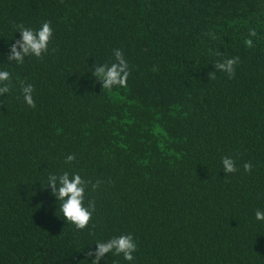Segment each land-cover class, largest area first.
Returning <instances> with one entry per match:
<instances>
[{
    "label": "trees",
    "instance_id": "obj_1",
    "mask_svg": "<svg viewBox=\"0 0 264 264\" xmlns=\"http://www.w3.org/2000/svg\"><path fill=\"white\" fill-rule=\"evenodd\" d=\"M46 21L48 52L9 61L16 25ZM116 49L130 75L105 90L92 72ZM236 56L234 78L214 68ZM0 70V264H91L124 234L135 259L100 264H264V0H0ZM64 171L99 182L83 230L44 188Z\"/></svg>",
    "mask_w": 264,
    "mask_h": 264
},
{
    "label": "clouds",
    "instance_id": "obj_2",
    "mask_svg": "<svg viewBox=\"0 0 264 264\" xmlns=\"http://www.w3.org/2000/svg\"><path fill=\"white\" fill-rule=\"evenodd\" d=\"M16 27L18 29L17 32L20 33V39L10 45L7 57L9 61L23 64L26 57L35 56L42 58L48 52L49 44L53 37V28L50 21L43 22L39 29L28 28L23 24L16 25ZM255 36H257L256 30L249 29V38L244 41L247 47L251 48L254 46L251 37ZM213 38L215 39V36ZM114 56L115 62L111 65H95L92 72L105 90H111L114 87H126L130 75L129 64L123 52L116 49L114 50ZM239 62L240 58L238 56L222 61L218 60L214 68L226 73L229 78H234L236 74L235 65ZM207 75L209 80L216 79V71H210ZM11 87L12 74L7 70H0V95L9 93ZM34 91L33 85L21 82L24 102L31 108L36 107L33 98ZM74 160V155H68L65 162L70 164ZM222 167L226 174L235 173L238 170L235 161L227 156L222 158ZM252 167L253 165L250 162H246L243 165L244 171L248 173L251 172ZM98 183L85 180L78 173L70 174L68 171H64L60 175L49 174L44 188L51 189V194L56 197L59 203V209L63 214L64 220L73 224L77 230H83L89 226L95 212V202L93 200H89L85 204L86 189L91 184L92 190H96ZM255 218L258 221H264V211L257 210ZM95 244V250H89L86 253L87 258L95 257L91 260V264H100L101 259L109 253L114 255L122 254L123 258L130 262L135 259L133 254L137 251V243L131 234L120 235Z\"/></svg>",
    "mask_w": 264,
    "mask_h": 264
}]
</instances>
